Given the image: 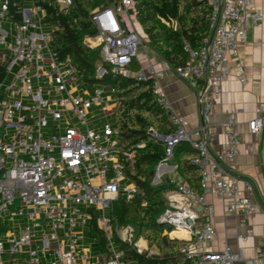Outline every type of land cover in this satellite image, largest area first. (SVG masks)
Returning <instances> with one entry per match:
<instances>
[{"label": "built area", "instance_id": "2783aa9c", "mask_svg": "<svg viewBox=\"0 0 264 264\" xmlns=\"http://www.w3.org/2000/svg\"><path fill=\"white\" fill-rule=\"evenodd\" d=\"M40 1L45 0H0V264H130L118 243L154 257L132 226L120 225L110 216L121 194L130 201L140 193L125 183L119 130L107 116L110 100L100 89L94 94L82 91L77 68L69 59L58 61ZM206 1L211 15L207 36L200 50L184 45L185 65L162 62L159 67L131 72L148 47L137 31L134 0H114L113 6L94 10L97 34L87 37V46L100 51L101 63L113 74L152 83L156 101L174 131L159 137L164 144L163 163L174 159L181 143L198 153L193 164L201 171V192L177 184L159 218L173 228L170 237L178 230L186 233L179 255L192 264H237L242 260L240 252L228 246L218 252L210 248L216 240V212L207 197H218L228 214L252 215L260 209L253 200L252 183L241 180L230 168L240 151L236 116L228 117L226 144L217 154L211 151L218 137L212 117L231 75L230 59L239 58L250 25H260L264 13L253 0ZM54 2L61 9L73 5V0ZM237 71L244 80L241 66ZM105 73L107 69L99 66V75ZM168 73L197 90L200 129L190 131L189 122L170 103L162 85ZM94 107L106 115L102 132L88 124ZM260 110L264 112V107ZM263 129V117L249 123L253 135ZM123 156L133 160L132 154ZM93 222L102 234L103 246L93 235ZM253 235L250 230L238 239L245 243ZM97 247L99 253L93 256ZM253 264H264V243Z\"/></svg>", "mask_w": 264, "mask_h": 264}, {"label": "trees", "instance_id": "16d2710c", "mask_svg": "<svg viewBox=\"0 0 264 264\" xmlns=\"http://www.w3.org/2000/svg\"><path fill=\"white\" fill-rule=\"evenodd\" d=\"M138 11L137 22L142 28L151 48L172 67L185 65L188 55L184 45L200 50L207 36L210 9L206 0H134ZM114 0H73L70 8L61 9L54 0L40 1L44 10V23L52 32L51 49L60 62L68 59L77 68L82 91L94 94L99 83L110 84L116 102L113 110L114 124L119 130V149L123 172L127 183L133 184L140 193L130 201L120 195L113 203L110 213L114 222L132 226L139 238L147 240L150 249L156 248L159 256L147 257L138 254L133 247L118 243L130 264H192L179 255L185 241L171 239L165 232L171 226L159 222L166 209L165 195L177 190L171 181L153 186L157 166L165 160L164 144L159 137L171 134L168 116L156 101L152 83L138 82L134 76L113 74L101 63L100 51L85 44L87 37L97 34L92 22V13L97 8H107ZM140 63L134 62L132 73L140 71ZM99 66L107 69L100 76ZM153 130L157 136L151 133ZM123 153L132 154L127 161ZM198 153L188 143L175 149L174 159L182 183L195 193H200L201 171L193 161ZM93 235L103 244L102 234L96 229Z\"/></svg>", "mask_w": 264, "mask_h": 264}, {"label": "crops", "instance_id": "0c3cea01", "mask_svg": "<svg viewBox=\"0 0 264 264\" xmlns=\"http://www.w3.org/2000/svg\"><path fill=\"white\" fill-rule=\"evenodd\" d=\"M253 1L255 7L264 13V0ZM138 27L148 44L147 49L150 48L151 50H149L152 53L151 58L147 56L146 61H141V55L144 53L141 52L135 62L140 63V71L150 65L159 67L164 61L151 48L139 24L137 29ZM247 33L245 43L240 47L239 58L230 59L231 75L223 85L222 96L216 104L212 117V122L217 125L218 137L211 151L217 154L224 148L226 144L224 125L228 117L234 114L236 116L235 128L241 133V142L239 154L230 168L241 180L252 183L253 200L260 211L252 215L243 214V212L228 214L224 204L218 197L215 195L207 197L208 202L214 206L216 212L215 230L217 234L216 240L210 248L218 252L228 246L234 252H240L242 260L237 264H253L261 243H264V129L259 135H253L249 130L251 121L259 117H263L264 120V112L260 110L261 107H264V21L258 26L250 25ZM85 44L88 45L87 38ZM238 66L243 69L244 80L237 71ZM163 80L162 85L170 103L189 122V130L200 129L202 127V115L197 90L191 88L186 81L169 73L165 75ZM105 98L110 100L108 107L110 112H113L116 107L113 94L111 96L105 94ZM154 175L155 182L159 184L169 181L174 184L183 182L177 173V165L173 161L157 166ZM125 183L126 185H133L127 183V180ZM152 185L154 186L153 183ZM170 196V193L165 195L167 203ZM243 223L245 224L244 227H242ZM250 230L253 231L254 235L247 242L243 243L238 239L239 234L248 235ZM169 233L166 231L165 235L169 236ZM170 238L182 241L186 239L185 237L175 238L173 235ZM139 239L148 246L145 238L141 237ZM148 249L155 254L154 257L159 256V251L156 248L150 249L148 246Z\"/></svg>", "mask_w": 264, "mask_h": 264}, {"label": "rangeland", "instance_id": "374dc122", "mask_svg": "<svg viewBox=\"0 0 264 264\" xmlns=\"http://www.w3.org/2000/svg\"><path fill=\"white\" fill-rule=\"evenodd\" d=\"M46 31H51L49 29V27L45 28ZM137 31L140 33L139 31V27L137 29ZM141 35V33H140ZM150 49V48H149ZM147 49L144 51V53L141 55V58L140 60L141 61H146L147 60V56L150 57L152 51L150 52V50ZM131 70V69H130ZM98 89H100L101 91L105 92L106 96H111V92H112V87L110 84H105V83H99L98 85ZM106 115L104 114V112L101 111V108H98V107H94L91 111H90V114L88 116V124L90 126V128L92 130H95L97 132H102L103 128H104V125L107 123V120H106ZM107 116L109 117V121L110 123L113 125L114 124V120H113V112H108L107 113ZM84 129V128H83ZM154 186H158L160 185L159 183H156L155 182V175L153 176V182ZM87 243V246H89V241L86 242ZM99 253V247H97V249L95 248L94 251H93V256L95 255H98Z\"/></svg>", "mask_w": 264, "mask_h": 264}, {"label": "bare ground", "instance_id": "6f19581e", "mask_svg": "<svg viewBox=\"0 0 264 264\" xmlns=\"http://www.w3.org/2000/svg\"><path fill=\"white\" fill-rule=\"evenodd\" d=\"M173 236L185 237L186 233L183 230H178L172 234Z\"/></svg>", "mask_w": 264, "mask_h": 264}, {"label": "water", "instance_id": "95a60500", "mask_svg": "<svg viewBox=\"0 0 264 264\" xmlns=\"http://www.w3.org/2000/svg\"><path fill=\"white\" fill-rule=\"evenodd\" d=\"M163 224H165V223H163ZM185 241H187V240L185 239Z\"/></svg>", "mask_w": 264, "mask_h": 264}]
</instances>
